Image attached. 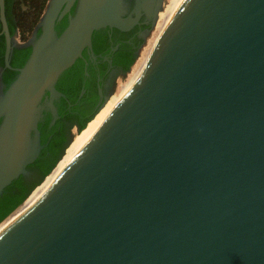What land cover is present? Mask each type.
Listing matches in <instances>:
<instances>
[{"label": "water", "instance_id": "obj_1", "mask_svg": "<svg viewBox=\"0 0 264 264\" xmlns=\"http://www.w3.org/2000/svg\"><path fill=\"white\" fill-rule=\"evenodd\" d=\"M163 2L49 0L12 68L0 0V197L39 157L43 112L58 119L59 77L85 50L95 60L93 33L145 16V41ZM4 70L17 73L6 90ZM17 216L0 264H264V0H181L136 82Z\"/></svg>", "mask_w": 264, "mask_h": 264}, {"label": "trees", "instance_id": "obj_2", "mask_svg": "<svg viewBox=\"0 0 264 264\" xmlns=\"http://www.w3.org/2000/svg\"><path fill=\"white\" fill-rule=\"evenodd\" d=\"M48 1L49 0H4L5 17L9 33L16 44V47L12 50L10 59L12 68L23 67L28 60L31 53V46H25V44L29 41L30 36L36 29ZM74 12L75 7L71 15H73ZM67 23L68 20L66 17L56 25V32L58 35L65 29ZM1 30L2 27L0 23V33ZM39 33L40 31H38V35ZM103 36H105V31L101 29L94 32L92 38L98 39ZM17 40L20 44L17 43ZM94 49L95 51L97 50L96 48ZM4 52L5 38L4 35H1L0 69L4 68ZM136 59L137 53H132L130 47L127 45H123L118 52V64L122 66L125 74L130 73V69L134 65ZM16 75V72L4 70L1 76L4 90L9 87L16 78ZM83 80L84 74L81 58L59 77L56 83V90L62 93L65 98H63L59 104H56L58 119L51 125L52 117L50 113L43 112V118L38 125L43 149L37 160L27 167V171L30 173V179L27 181L25 177H19L4 190L0 197V234L20 213L21 209L23 207L25 208L32 194L42 188L46 179L48 180L57 171L59 164H61V161L70 151L75 136L78 141H81L96 121L97 118L92 121H90V119L98 109V95L95 87L92 88L88 86L83 96L79 98L81 89H84L82 87ZM67 101H69L72 106H68L66 103ZM73 127H76L78 132L74 134L71 141V129Z\"/></svg>", "mask_w": 264, "mask_h": 264}, {"label": "flooded vegetation", "instance_id": "obj_3", "mask_svg": "<svg viewBox=\"0 0 264 264\" xmlns=\"http://www.w3.org/2000/svg\"><path fill=\"white\" fill-rule=\"evenodd\" d=\"M134 0H125L126 7L130 11L133 7ZM74 8H72L73 10ZM72 10L70 14H72ZM66 16L63 18L65 19ZM152 27V21L147 20L142 16L140 24L131 31L122 33L115 29H104L105 36L102 38H92V52L96 57L93 60L88 51L82 53L81 61L83 63L84 80L82 81L81 98L89 87H95L97 92V107L101 105L102 100L107 96L114 87L117 80L124 76L125 73L121 65H119L118 52L123 45L130 47L132 53H138L140 45L142 44L146 34ZM144 43V42H143ZM96 48L97 50L95 51ZM4 89V86H3ZM101 93V96H100ZM63 98L54 101V106L57 110L56 104H59ZM68 106H72L69 101L66 102ZM49 113L48 111H45ZM52 121V118H51ZM77 131L76 127L71 129V133ZM30 179V173L25 180Z\"/></svg>", "mask_w": 264, "mask_h": 264}, {"label": "bare ground", "instance_id": "obj_4", "mask_svg": "<svg viewBox=\"0 0 264 264\" xmlns=\"http://www.w3.org/2000/svg\"><path fill=\"white\" fill-rule=\"evenodd\" d=\"M181 0H177L174 5L172 6L169 15L166 17V19L164 20V22L157 28V31L154 33V37L152 38V40L148 43V47H145L146 49L144 50V52H141V57L139 58L138 62L136 63V65L134 66V68H132V72L129 75L127 82L125 83V85L119 89V93L117 95V97L114 98L113 102L111 103V105L109 106V108H107L105 111H103L101 117L99 118V120L97 121V123L94 125V127L92 128V130L88 133L87 135V139L86 141L83 143V145H81L82 147H80V149L74 151V153L71 155V157H69V159L65 158L63 161H61V164H59V167L57 169V171L45 182V187L42 188V191H40L32 200L31 202L27 203L25 208L23 207L20 211V213L22 211H24L25 209H27L29 206H31L36 200H38L43 193L46 192V190L50 187V185H52L60 176V174L64 171V169L67 167V165L74 159V157L80 152V150L92 139V137L96 134V132L100 129V127L103 125L104 121L107 119L108 115L111 113V111L113 110V108L116 106V104L119 102V100L126 94V92L131 88V86L136 82L137 78L139 77L140 73L142 72V70L144 69L146 62L148 61L149 57L151 56L156 44L158 43L162 33L164 32V30L166 29L167 25L169 24L170 20L172 19L176 9L178 8L179 4H180ZM159 17V15H158ZM73 142H78L77 137L75 136L74 141ZM18 216H16L11 223L2 231V233L13 224V222L15 220H17ZM1 233V234H2ZM0 234V235H1Z\"/></svg>", "mask_w": 264, "mask_h": 264}, {"label": "rangeland", "instance_id": "obj_5", "mask_svg": "<svg viewBox=\"0 0 264 264\" xmlns=\"http://www.w3.org/2000/svg\"><path fill=\"white\" fill-rule=\"evenodd\" d=\"M176 1H177V0H164L163 5H162V7H161V10H160V12H159V17H157L156 22H155L153 28L151 29L150 33L148 34L147 38L145 39V41H144L142 47H141L140 50L138 51V53H137V59H136L134 65L132 66V68H134V66H135L136 63L138 62L139 58L141 57V55H142L141 52L143 53L144 50L146 49L145 47H148V43H149V42L152 40V38L154 37V35H155L154 33L157 31V28H158V27L164 22V20L166 19V17L169 15V12H170L171 8H172V6L174 5V3H175ZM31 37H32V35L30 36L29 40L31 39ZM148 41H149V42H148ZM17 43L20 44V42H19L18 40H17ZM140 54H141V55H140ZM132 68L130 69V70H131L130 73H127V74L125 75V77L123 78V80H122L121 84L119 85L118 89L116 90V92L114 93V95L112 96V98L110 99V101L108 102V104L106 105V107L103 109V111H105L107 108H109V106H110L111 103L113 102L114 98L117 97V95H118V93H119V91H120L119 89H121V88L125 85V83L127 82V79H128L129 75H130L131 72H132ZM115 99H116V98H115ZM103 111L98 115L96 121L94 122V124L92 125V127L87 131V133L84 135V137L81 139V141L73 142L72 147H71L70 151L68 152V154L65 156V158L69 159V157H71V155L74 153V151H76L77 149L79 150L80 147H82L81 145H83V143L86 141L88 133L92 130V128L94 127V125L97 123V121H98L99 118L101 117ZM76 133H77V131H73V132L71 133V141H72V139H73L74 134H76ZM75 149H76V150H75ZM65 158H64V159H65ZM64 159H63V160H64ZM63 160H62V161H63ZM44 180H45V179H44ZM44 180H43V181H44ZM46 180H47V179H46ZM43 181H42V182H43ZM42 182H41V183H42ZM45 182H46V181H45ZM41 183H40V184H41ZM40 184H39V185H40ZM39 185H38V186H39ZM44 185H45V183H44ZM44 185H43V187H45ZM43 187H42V188H43ZM35 188H36V187H35ZM42 188L38 189L34 194H32V196H31L29 202H31V200H32V199H33V198H34V197H35L40 191H42ZM29 202H28V203H29Z\"/></svg>", "mask_w": 264, "mask_h": 264}]
</instances>
